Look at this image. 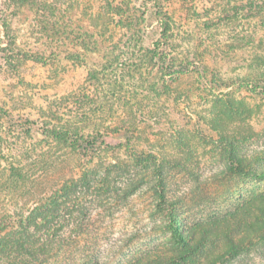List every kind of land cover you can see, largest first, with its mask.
<instances>
[{
	"label": "rangeland",
	"instance_id": "374dc122",
	"mask_svg": "<svg viewBox=\"0 0 264 264\" xmlns=\"http://www.w3.org/2000/svg\"><path fill=\"white\" fill-rule=\"evenodd\" d=\"M146 11L145 0H26L4 6L2 18L7 27L0 25V43L7 55L3 56L0 47V108L6 114L0 117V217L9 207L25 210L43 201L54 184L85 173L91 180L105 175L109 167L112 186L118 189L109 197L110 203L119 202L110 214L99 217L97 210L99 215L94 217L104 224L99 229L103 252L110 256L114 252L104 250L117 245L114 249L118 258L114 259L127 261L138 252L168 244L170 239L158 228L164 217L155 211L156 196L148 183L155 179L158 162L164 166L170 194L182 195L185 201L183 220L191 223L227 214L250 193L264 190V180L222 176L224 160L215 142L220 133L212 129L217 101L233 96L247 109L242 115H234L225 133L249 137L246 148L264 149V93L241 87L216 88L200 77L204 66L198 62L187 73L165 82L148 64L141 76L144 87L138 83L136 89L132 85L137 79L124 77L122 90L128 89L133 95L103 98L107 108L114 107L113 112L86 123L130 126L128 134L112 140L123 142L114 152L81 154L43 134L26 135L17 126L26 119L38 122L27 124L36 128L46 121L71 122L68 114L79 110L73 96L81 87L96 84L110 94L111 86L105 81L106 77L109 82L112 79L105 66L108 50L123 46L139 26L147 31L145 45L158 38V23L151 11ZM143 16L146 18L140 24ZM60 17L93 33L99 49L86 50L76 40L51 42L52 21ZM230 27L238 38H229L224 53L205 61L216 63L223 77H244L263 65L262 60H252V55H264V9L255 10L248 20ZM192 30L198 39L204 33L199 28ZM191 35L190 48L195 40L194 47H198V39ZM202 47L199 45V49ZM155 80L159 93L140 94ZM136 151L155 153L158 162L137 163L133 157ZM133 183L137 187L128 192V199L118 200L122 199L121 191ZM228 264H264V252L250 251Z\"/></svg>",
	"mask_w": 264,
	"mask_h": 264
},
{
	"label": "trees",
	"instance_id": "16d2710c",
	"mask_svg": "<svg viewBox=\"0 0 264 264\" xmlns=\"http://www.w3.org/2000/svg\"><path fill=\"white\" fill-rule=\"evenodd\" d=\"M25 1H0L2 27H7L6 20L2 18L4 6L19 5ZM145 4L146 12L151 11L152 18L158 23V38L145 45L147 31L139 26L123 46L116 45L107 51L105 66L112 73V79L109 82V77H106L105 81L111 86V93L102 91L104 89L96 84L86 89L81 87L73 96L74 106L79 110L68 114L73 118L71 122L46 121L38 128L33 127L38 123L36 121L26 119L17 122L26 135L33 137L43 134L52 142L66 143L81 154L114 152L123 142L112 143V140L128 134L130 126L117 125L113 128L105 124L92 126L86 122L103 113L113 112L114 107L107 108L103 98L125 99L133 95L128 89L122 90L124 77L137 79L132 85L134 88H138V83L144 87L146 82L141 76L148 64L156 68L160 81L165 82L187 73L198 62L204 66L200 77L209 80L216 88L241 87L264 93L263 54L256 52L252 55V60H262L263 65L253 68L244 77H223L216 63L208 64L205 61L216 59L229 38H238V33L230 25L248 20L255 10L264 9V0H145ZM145 18L140 17V24ZM61 19L52 21L51 42L76 40L86 50L99 49L93 33L78 28L68 20L62 19L61 24ZM227 27L231 30H225ZM194 28L204 32L199 39L192 30ZM190 35L198 39L202 49H199V45L194 47L196 40L190 48ZM0 47L3 56H6V47H2V43ZM157 86L158 81L155 80L140 94H157ZM237 101L233 96L221 98L217 101L213 116L212 129L220 133L215 142L224 160L221 174L231 178L264 180V149L246 148L245 141L249 137L225 133L234 115H242L247 109ZM5 114L0 108V117ZM28 123L33 126L27 127ZM133 157L137 163L146 165L159 159L155 153L145 151H136ZM158 163L155 179L148 183L156 196L155 211L164 217L158 228L169 234L168 244L161 243L145 252H138L135 258L127 261L114 259L118 258L114 249L117 245L111 244L108 250H104L114 252L112 255L103 252L99 229L104 224L99 217L102 213L110 214L115 203L119 202L110 203L109 197L118 189L112 186L109 167H106L107 173L94 177L91 179L93 182L86 173H80L79 177H70L54 184L44 200L29 209L9 207L5 210L0 217V264H228L244 253L264 252V190L250 193L239 207L227 214L191 223L182 218V206L185 204L182 195L170 194L167 175L163 173L164 166ZM136 187L133 183L132 187L121 191L122 199L118 200L126 201L128 192ZM94 214L99 217H94Z\"/></svg>",
	"mask_w": 264,
	"mask_h": 264
}]
</instances>
